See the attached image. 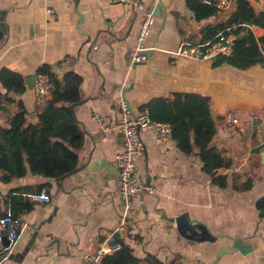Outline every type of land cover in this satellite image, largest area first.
<instances>
[{
  "label": "crops",
  "instance_id": "0c3cea01",
  "mask_svg": "<svg viewBox=\"0 0 264 264\" xmlns=\"http://www.w3.org/2000/svg\"><path fill=\"white\" fill-rule=\"evenodd\" d=\"M142 4L143 9L133 1L0 0V70L10 69L24 79L43 65H49L60 80L69 71L80 74L82 103L74 113L85 133L77 171L60 181L30 172L9 183L0 179L3 212L9 210L6 199L13 190L29 188V198L48 184L44 188L51 196L48 203L34 202L33 210L23 215L27 225L1 264H85L86 253L114 241L117 234L137 257L153 254L164 264H264V213L257 208L264 198V67L240 70L216 66L214 58L177 55L183 42H202L205 27L225 20L219 19L218 12L197 20L186 0H172L164 24L155 20L145 41L150 53L135 62L140 27L153 8L148 0ZM250 28L256 37L264 35L263 28ZM0 90L5 92L1 84ZM177 93L211 99L217 123L211 144L232 160L230 168L217 171L228 177V186L212 184L197 154L185 155L172 138L158 141L146 131L137 169L145 185L156 191L139 194L119 230L116 156L123 147L116 129L119 103L126 101L135 114L151 99L173 98ZM10 96L15 102L5 103L0 110V126L9 127L18 100L28 114H37L38 122L46 103L36 102L33 89ZM95 115L103 119L102 124ZM248 178L252 179L249 190L234 188L235 180L240 185ZM20 195L24 191L15 194ZM185 212L203 224L215 241L183 239L169 220ZM237 240L239 247L220 253Z\"/></svg>",
  "mask_w": 264,
  "mask_h": 264
},
{
  "label": "trees",
  "instance_id": "16d2710c",
  "mask_svg": "<svg viewBox=\"0 0 264 264\" xmlns=\"http://www.w3.org/2000/svg\"><path fill=\"white\" fill-rule=\"evenodd\" d=\"M186 1L197 20L217 14V10L205 4L204 0ZM252 26L264 29V11L257 12L250 0H235V10L227 19L202 30V42L214 39L219 32L229 27L236 36L232 53L229 56H218L214 61L216 66L229 65L240 70L256 65L264 67V35L256 37L250 28ZM36 74H44L51 79L52 97L38 114L36 124L27 119L26 107L22 100H18V111L10 117L9 127L0 126V179L4 183L23 178L29 172L60 181L79 167L85 133L71 106L82 101L80 86L83 77L75 71H69L60 80L49 65L40 67ZM0 84L5 90H0V110L5 103L15 102L10 94L21 96L27 91L23 76L7 68L0 70ZM145 107L149 109L152 120L171 125L172 139L181 152L185 155L197 154L203 164L202 170L211 176L213 185L219 188L228 186V177L218 175L217 171L230 168L232 160L223 156L211 144L217 133V123L209 97L196 93H177L173 98H153ZM251 187V178L240 185L234 181L236 190L244 191ZM26 190L29 191V188L13 190L6 199L9 210L15 216L28 214L35 206L27 198ZM23 191L25 195L16 198L15 194ZM257 208L264 213V198L258 200ZM6 213L0 207V216ZM134 239L139 241L140 237L135 236ZM114 242H119L122 248L105 256L102 264H164L153 254H147L144 258L137 257L133 248L119 234L115 235Z\"/></svg>",
  "mask_w": 264,
  "mask_h": 264
},
{
  "label": "built area",
  "instance_id": "2783aa9c",
  "mask_svg": "<svg viewBox=\"0 0 264 264\" xmlns=\"http://www.w3.org/2000/svg\"><path fill=\"white\" fill-rule=\"evenodd\" d=\"M120 3L132 2L143 9L142 0H114ZM156 4L158 0H148ZM205 4L214 7L217 12L231 13L235 0H204ZM54 16L53 10H49ZM155 16L152 12L146 13L142 21L140 31L137 37L134 61L141 62L147 57V48L145 41L151 34L152 26L155 23ZM236 36L232 28H226L219 32L212 40L205 42H183L178 48L176 54L180 56L191 57L197 60H211L218 56H229L233 51V42ZM34 94L36 102L44 105L52 97L53 82L44 74L37 75L34 85ZM120 120L116 125V129L122 137L123 147L117 153L116 161L119 172V198L121 201V221L119 230L126 225L129 215L137 204L139 194L143 191L154 194L155 188L145 185L137 169V160L141 157L145 150L142 133L151 131L156 135L158 141H166L172 138V128L169 123L157 122L151 119L149 109L143 107L135 114L132 113L126 101L121 100L119 103ZM100 124L103 119L99 115H95ZM232 123L236 120L233 116L230 118ZM32 202L48 203L51 196L48 191L43 188L39 192L28 195ZM23 216H15L10 210L6 214L0 216V264L9 255V251L17 243L21 233L26 227ZM7 237L9 244L4 242ZM122 248L119 242H105L94 252L85 254V264H102L105 256L114 254Z\"/></svg>",
  "mask_w": 264,
  "mask_h": 264
},
{
  "label": "water",
  "instance_id": "95a60500",
  "mask_svg": "<svg viewBox=\"0 0 264 264\" xmlns=\"http://www.w3.org/2000/svg\"><path fill=\"white\" fill-rule=\"evenodd\" d=\"M172 0H158V2L156 4H153V8L150 12L153 13V15L155 16L156 19L161 20V22L164 24L166 17H167V9L170 7ZM251 2L253 3L254 7L256 10L258 11H264V0H251ZM135 5V4H134ZM229 13L227 12H218V16L219 19H227L229 17ZM222 16V17H221ZM150 53V52H147ZM217 57H214V60ZM37 79V74L31 75L26 77L25 83L26 86L29 90H32L34 88L35 82ZM82 103V101L79 102V104ZM76 105H72L71 109L74 113V109H75ZM75 114V113H74ZM37 118V114H28L27 115V119L30 120V122L32 124H36V119ZM262 159L264 162V153H262ZM102 164H105V161H102ZM95 168V164L92 165V169ZM109 172L114 173L115 171H112L111 169H109ZM77 171V170H76ZM118 172V171H117ZM119 174V172H118ZM263 215V213L261 214ZM172 225L176 228L178 234L185 240L189 241L190 243H194V242H202L205 240H210V241H215V238L212 237L209 232L207 231V229L205 228V226L203 224H201L199 221L194 220L189 218L188 213H182L181 215L170 219L169 220ZM209 238V239H208ZM4 242L6 245L9 244V241L7 239V237H5ZM241 241L237 240L233 243L232 248H228V247H223L220 250V253L222 252H226V251H231L236 247H239L241 245L240 243Z\"/></svg>",
  "mask_w": 264,
  "mask_h": 264
}]
</instances>
